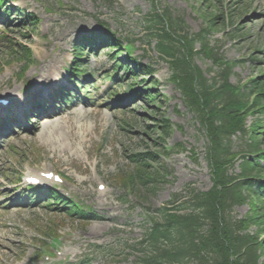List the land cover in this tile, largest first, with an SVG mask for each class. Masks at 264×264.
I'll return each mask as SVG.
<instances>
[{
    "label": "rangeland",
    "instance_id": "rangeland-1",
    "mask_svg": "<svg viewBox=\"0 0 264 264\" xmlns=\"http://www.w3.org/2000/svg\"><path fill=\"white\" fill-rule=\"evenodd\" d=\"M6 2L17 4L24 12L37 18L36 26L20 27L15 18L5 19L8 25L0 23V94L9 97L4 110L7 116L26 117L24 113L33 117L36 112L31 104L35 99L41 100L46 96L42 95L43 92H52L58 90L61 84H69L72 76L67 73L73 65L71 42L92 29L101 33L108 28L117 35L119 33L135 40L133 54L154 69L153 76L144 82L136 80L140 83L136 88H150V83L154 82L149 91L155 99L152 103L148 98L144 100V93L139 90L133 100L128 99L135 89L128 91L127 88L125 91L126 84L132 79L124 76L121 70L119 76L122 81H117V86L106 79L111 62L107 56L110 51L104 48L82 61L89 74L82 78V82L96 87H90L89 100L81 96L75 99L77 104L84 100V105L72 106L70 101L68 105L56 109L55 117L35 119L26 129L20 124L14 130L10 124L1 127L0 264L28 263V258L37 259L44 232L51 235L54 230L56 233L69 231L64 249H69L74 259L93 256L94 264H132L135 257L144 253L143 249L147 251L138 242L149 225L150 216H154L153 210L165 205L173 193L184 194L186 188L191 187L205 192L211 186V169L205 156L208 138L197 124L194 112L192 115L188 110L181 89L171 83L166 63L145 43L149 14L168 7L172 17L179 19L181 28L188 34L207 29L208 18L205 17L213 18L219 14L225 18L224 21L230 18L232 27L228 22L226 30L237 29L227 33V37L221 32V18H218L217 23L212 25L215 29L209 33V38L223 41L220 51L224 59H247L231 70L228 82L237 83L257 74L248 57L251 48L264 52V0ZM232 34L237 35L232 37ZM197 45L194 47L197 48ZM21 47L30 48L31 61L26 66L11 55L12 48L20 50ZM226 59L212 62L211 54L204 52L192 58L194 66L203 72V76L215 77L218 81L223 76L224 80L227 77V73L222 71L227 65ZM49 70L54 71L52 78L58 73V79L55 78L54 85L48 88L35 77ZM22 72L24 76L18 77ZM115 89L117 95L107 99L106 96ZM18 93L32 97L20 116L11 114L16 108L21 109L23 104ZM193 94L194 91L187 95V101L195 106ZM164 118L169 120V129L162 126ZM249 123L250 119H247ZM243 140L245 138L240 136L232 138L233 149L238 150ZM162 144L169 148V153L161 156V161L170 170L167 183H159L155 189H151L148 183L137 184L128 195L125 194L127 199L120 200L121 189L128 188L117 183L115 178L119 171L127 173L130 170L125 156L156 151ZM10 148L12 151H9ZM232 162V172H238V157ZM30 170L59 172L66 178L62 183L64 191L93 206L98 217L85 221L77 216L70 218L64 213L48 210L44 203L27 205L15 201L21 196L17 188L22 186V182L17 183L14 179L20 174L24 178ZM99 182L105 184V190H96ZM13 196L14 201H10L7 208L2 207ZM248 209L249 204H244L237 207L232 215L239 220L246 216Z\"/></svg>",
    "mask_w": 264,
    "mask_h": 264
},
{
    "label": "trees",
    "instance_id": "trees-1",
    "mask_svg": "<svg viewBox=\"0 0 264 264\" xmlns=\"http://www.w3.org/2000/svg\"><path fill=\"white\" fill-rule=\"evenodd\" d=\"M155 18L162 19L159 15ZM207 18L213 25L221 16ZM175 24L174 19L170 21L168 30L156 26L155 47L169 59L184 95L194 91L193 102L211 115L212 123L218 122L216 129L204 126L210 141L207 153L212 163L213 186L205 192L191 189L181 201L179 196H173L170 202L176 205L160 209V219H151L143 238L150 247L149 252L134 264H264V72L240 87L228 85L224 76L220 81L215 77L207 79L188 60L197 40L201 51L210 54L205 36L182 37L186 43L183 55L182 47L177 44L179 40L174 39L180 37ZM26 52L24 49L22 54ZM260 62L264 63V59ZM245 112L255 114L256 118L246 147L241 149L242 153L238 152L239 172L231 173V165H227L234 156L230 134L233 130L245 132L242 129ZM129 162L133 172L119 176L124 185L151 183L154 189L163 181L161 169L164 168L155 154H134ZM247 202L250 210L245 217L237 220L231 216L235 207ZM76 208L81 209L76 205L68 215H73Z\"/></svg>",
    "mask_w": 264,
    "mask_h": 264
},
{
    "label": "bare ground",
    "instance_id": "bare-ground-1",
    "mask_svg": "<svg viewBox=\"0 0 264 264\" xmlns=\"http://www.w3.org/2000/svg\"><path fill=\"white\" fill-rule=\"evenodd\" d=\"M45 70H48V68H46ZM52 72H54V71H52ZM52 72H50V70H49V71H46L44 73H39L38 75H36L35 79L42 81L44 83L50 82L51 80H53L52 75H51ZM55 75H58V73ZM48 114L51 115L50 113H48Z\"/></svg>",
    "mask_w": 264,
    "mask_h": 264
}]
</instances>
